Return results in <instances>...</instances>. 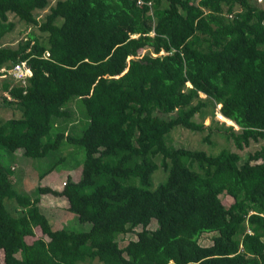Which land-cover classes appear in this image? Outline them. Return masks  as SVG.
I'll return each mask as SVG.
<instances>
[{"label":"trees","instance_id":"16d2710c","mask_svg":"<svg viewBox=\"0 0 264 264\" xmlns=\"http://www.w3.org/2000/svg\"><path fill=\"white\" fill-rule=\"evenodd\" d=\"M142 1L0 0V78L24 60L32 71L3 84L26 113L0 121L4 264H264V0ZM11 13L47 40L3 45ZM94 84L109 109L94 106ZM76 97L89 125L53 137ZM178 128L207 133L210 150L176 145ZM65 138L85 150L81 178L38 190L67 198L88 231L54 229L41 197L19 192L1 161L3 148L40 158ZM252 142L261 146L242 154ZM206 232H216L209 244ZM128 233L137 238L122 246Z\"/></svg>","mask_w":264,"mask_h":264},{"label":"rangeland","instance_id":"374dc122","mask_svg":"<svg viewBox=\"0 0 264 264\" xmlns=\"http://www.w3.org/2000/svg\"><path fill=\"white\" fill-rule=\"evenodd\" d=\"M53 3V1H52ZM47 9L43 11H38L37 16L40 21L45 19L47 14ZM10 19L16 22L15 29L8 33L2 40L3 45L17 47L20 40L29 36L30 33H35L38 35L41 41L47 40V35L43 33L38 25L27 24L25 21L21 20L13 13L10 14ZM146 50L142 51L145 52ZM162 53V52H161ZM7 77H11V72L6 73L0 78V121L9 118H20L25 117L26 113L24 107L17 105L16 102L9 103L7 92L3 90V84ZM175 81L174 83H176ZM89 97L92 98L94 106L105 105L107 109L109 106L106 105L105 99L96 96L99 93V88L97 84L88 88ZM205 97V94H202ZM8 99V100H6ZM64 107L70 109L72 115L68 118L56 119L54 121V127L52 129V136L56 137L59 132H65L69 135L81 136L83 131L87 128L90 122V117L87 112L86 105L83 100L79 97L72 99L64 104ZM220 105L218 106V108ZM216 119L219 121H226L228 125L234 124L235 122L222 116V114L217 109ZM212 122V116H209L205 120V125L208 126ZM236 128L238 126L236 125ZM205 134L194 133L190 130L184 128H178L173 133L174 143L176 145H186L192 146L194 148H203L210 150L209 145L203 143L201 139ZM222 144L225 143L224 139H218ZM205 144V145H203ZM261 146V142H252L250 146L241 149L242 154H246L250 151H255ZM85 158L84 148L77 144L71 143L66 138L62 141L59 150H54L50 152L49 155L40 158L30 157L24 154L22 149H17L15 151L3 148L1 150V161L5 166L12 168L13 177L15 179V188L24 194L31 196L32 198L41 197V205L44 212L50 218L52 226L54 229L66 228L75 231H88L90 230L92 224L90 222L80 221L78 215L69 209V201L65 197H58L52 193L42 194L39 192V186H50V180L54 177L53 186L54 189L62 190L65 186L69 175L74 180H79L81 178L82 162ZM54 167V171L51 172L46 177L42 178L41 175L46 172L50 167ZM77 169V170H76ZM162 171V168L158 169L154 173L153 183L157 186L164 178H160L158 174ZM65 181H63V179ZM53 186H50L53 188ZM223 202L229 205L232 202V197L229 195L222 196ZM7 205L11 207V200H7ZM157 227L155 221L152 222L150 228L154 229ZM141 227L137 228V231L141 230ZM209 233L216 232H206L200 241L203 244H209L212 240V235ZM37 234L42 235L41 231H37ZM136 233H128L121 240V245L127 244L130 240L136 239ZM32 238L29 239L31 241ZM0 264H4L2 252L0 251Z\"/></svg>","mask_w":264,"mask_h":264},{"label":"built area","instance_id":"2783aa9c","mask_svg":"<svg viewBox=\"0 0 264 264\" xmlns=\"http://www.w3.org/2000/svg\"><path fill=\"white\" fill-rule=\"evenodd\" d=\"M139 4H143L142 0H138ZM11 74L16 78V80L26 83L27 77L32 74L31 68L28 65L27 61H20L13 65L10 69Z\"/></svg>","mask_w":264,"mask_h":264},{"label":"crops","instance_id":"0c3cea01","mask_svg":"<svg viewBox=\"0 0 264 264\" xmlns=\"http://www.w3.org/2000/svg\"><path fill=\"white\" fill-rule=\"evenodd\" d=\"M76 170H77V169H76ZM48 175H49V174H48ZM45 177H46V176H45ZM65 179H66V178H64L63 181H65ZM52 182H55V181H54V177H52L51 180H50V184H49L50 186H53V183H52ZM53 188H55V186H53Z\"/></svg>","mask_w":264,"mask_h":264},{"label":"clouds","instance_id":"9594fccd","mask_svg":"<svg viewBox=\"0 0 264 264\" xmlns=\"http://www.w3.org/2000/svg\"><path fill=\"white\" fill-rule=\"evenodd\" d=\"M222 114V113H221ZM224 116V115H223Z\"/></svg>","mask_w":264,"mask_h":264}]
</instances>
